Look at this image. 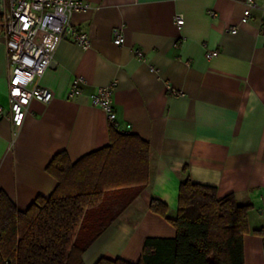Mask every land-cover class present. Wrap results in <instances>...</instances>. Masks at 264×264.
Listing matches in <instances>:
<instances>
[{
  "label": "crops",
  "instance_id": "obj_1",
  "mask_svg": "<svg viewBox=\"0 0 264 264\" xmlns=\"http://www.w3.org/2000/svg\"><path fill=\"white\" fill-rule=\"evenodd\" d=\"M83 1L89 7L70 21L88 33L89 46L63 38L52 65L36 79L53 98L32 99L19 127L0 118V192L24 211L55 188L46 166L56 153L66 151L75 161L108 144L111 124L91 95L115 81L119 125H130V133L150 144V181L82 254L84 264L101 257L135 262L146 237L174 236L149 202L161 199L174 216L187 175L215 186L218 197L233 194L251 205L244 260L264 264V11L252 9L242 21L244 0ZM232 25L236 33H230ZM115 28L122 32L121 45L114 43ZM209 51L218 54L208 58ZM7 76L2 57L4 88ZM78 77L82 92L68 98ZM167 83L181 94L169 92ZM0 104L8 110L5 94Z\"/></svg>",
  "mask_w": 264,
  "mask_h": 264
},
{
  "label": "trees",
  "instance_id": "obj_2",
  "mask_svg": "<svg viewBox=\"0 0 264 264\" xmlns=\"http://www.w3.org/2000/svg\"><path fill=\"white\" fill-rule=\"evenodd\" d=\"M150 158L147 140L111 126L108 144L75 161L56 153L46 166L55 188L26 210L0 192V264H84L82 254L149 184ZM250 209L187 175L174 216L161 199L149 202L174 236L146 237L135 262L101 257L94 264H245Z\"/></svg>",
  "mask_w": 264,
  "mask_h": 264
},
{
  "label": "built area",
  "instance_id": "obj_3",
  "mask_svg": "<svg viewBox=\"0 0 264 264\" xmlns=\"http://www.w3.org/2000/svg\"><path fill=\"white\" fill-rule=\"evenodd\" d=\"M246 8L241 17L246 21L251 17L252 9L264 11V1L244 0ZM89 4L83 0H0V60L7 61V89L9 108L6 111L0 104V118L7 117L14 127L22 125L29 103L32 99L42 102L50 101L54 92L39 85L36 79L40 77L53 63L54 51L59 42L68 37L87 48L90 37L87 32L78 30L71 24V16L78 11H84ZM213 14V13H212ZM176 24H183L181 15L176 16ZM264 26H261V30ZM230 33H236L238 27L232 25ZM113 40L117 45L123 43V35L119 28L113 29ZM135 55L143 58L139 49ZM217 51H209L208 58L216 56ZM151 70H154L151 67ZM83 79L78 77L67 92V97L79 95ZM115 81L100 87L91 95L94 106L101 108L111 124L118 131H129L130 125L123 128L117 121L113 106L112 93ZM169 92L181 94L167 83ZM264 214V212H262Z\"/></svg>",
  "mask_w": 264,
  "mask_h": 264
},
{
  "label": "rangeland",
  "instance_id": "obj_4",
  "mask_svg": "<svg viewBox=\"0 0 264 264\" xmlns=\"http://www.w3.org/2000/svg\"><path fill=\"white\" fill-rule=\"evenodd\" d=\"M6 89H7V88H4V81H3V78H0V93L6 95Z\"/></svg>",
  "mask_w": 264,
  "mask_h": 264
}]
</instances>
